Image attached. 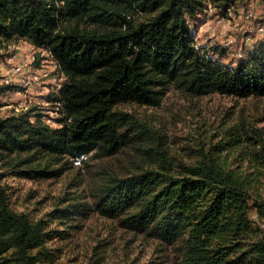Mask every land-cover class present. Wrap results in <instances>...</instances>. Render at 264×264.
<instances>
[{
    "label": "trees",
    "instance_id": "1",
    "mask_svg": "<svg viewBox=\"0 0 264 264\" xmlns=\"http://www.w3.org/2000/svg\"><path fill=\"white\" fill-rule=\"evenodd\" d=\"M241 2L0 0V57L25 40L51 50L65 76L49 96L59 126L34 108L0 117V264H56L48 242L93 211L172 249L177 264H264V196L251 192L258 177L204 150L196 163L176 161L160 132L121 109L157 107L171 89L264 96V42L234 66L224 62L226 48L198 47L192 29L207 5L227 15ZM232 139V148L248 145L264 167L263 134ZM129 144L144 162L129 175L93 172L92 205L82 190L65 193L40 218L13 207L5 177L58 178L75 156L101 160Z\"/></svg>",
    "mask_w": 264,
    "mask_h": 264
},
{
    "label": "rangeland",
    "instance_id": "2",
    "mask_svg": "<svg viewBox=\"0 0 264 264\" xmlns=\"http://www.w3.org/2000/svg\"><path fill=\"white\" fill-rule=\"evenodd\" d=\"M196 22L192 29L198 45L207 48L217 46L220 50L226 48L228 56L224 62L229 65L237 66L254 44L264 42V3L260 0L238 3L227 15L216 8H208L207 14L199 16ZM228 43L229 46L226 45ZM17 47L27 55L38 52L25 40L10 43L2 52L7 56ZM55 86L56 83L49 82L46 87L36 85L19 91L1 86L0 117L34 108L44 115L47 123L57 127L61 114L58 106L49 99ZM121 109L160 132L164 147L174 160L193 164L200 159V150L215 154L226 167L243 173L251 172L258 177L251 192L254 198L264 196L262 159L252 154L248 145L234 149L230 144L234 137L264 135V96H191L171 89L157 107L125 104ZM85 162L87 164L83 162L81 166L73 162L70 170L48 180L5 177L13 207L40 218L51 211L57 200L66 196L65 193L76 194L82 190L83 198L92 205L94 199L86 195L90 192L88 183L93 172L111 169L118 174L129 175L144 159L129 144L114 157L101 160L88 157ZM75 224L79 227L48 242L57 255L56 264H177L178 259L172 249L142 234L128 231L119 220L93 211ZM51 228L65 229L59 223H54Z\"/></svg>",
    "mask_w": 264,
    "mask_h": 264
},
{
    "label": "built area",
    "instance_id": "3",
    "mask_svg": "<svg viewBox=\"0 0 264 264\" xmlns=\"http://www.w3.org/2000/svg\"><path fill=\"white\" fill-rule=\"evenodd\" d=\"M208 8L212 9L213 7L210 4L207 5L206 10L199 16H205L208 12ZM232 8L234 7L228 9V13ZM261 30H263V28H261ZM226 45L229 46L230 43ZM31 46L34 50H38V52L35 51L32 54L27 55L22 52L21 48L17 47L16 50L9 55L0 57V72L2 71V73H0V89L2 88L1 86H3L18 91L21 89L28 90L34 88L36 85H44L46 87L49 82H52L53 84L56 83L55 91L61 87L65 76L59 70L58 63L52 51L44 47L36 48L33 45ZM198 47L201 46L198 45ZM240 56L242 57V54H240ZM8 64L9 66L6 67ZM4 67L6 68L4 69ZM88 157V155L82 154L72 158V161L76 166H81ZM255 216L256 215H254V217Z\"/></svg>",
    "mask_w": 264,
    "mask_h": 264
},
{
    "label": "crops",
    "instance_id": "4",
    "mask_svg": "<svg viewBox=\"0 0 264 264\" xmlns=\"http://www.w3.org/2000/svg\"><path fill=\"white\" fill-rule=\"evenodd\" d=\"M197 21H198V19H197ZM194 23H197L196 20L194 21Z\"/></svg>",
    "mask_w": 264,
    "mask_h": 264
}]
</instances>
